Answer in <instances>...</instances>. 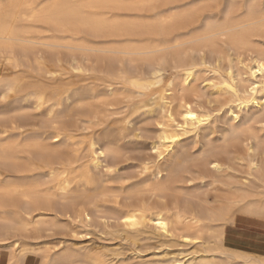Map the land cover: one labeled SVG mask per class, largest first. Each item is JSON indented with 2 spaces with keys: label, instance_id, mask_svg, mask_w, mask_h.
<instances>
[{
  "label": "bare ground",
  "instance_id": "bare-ground-1",
  "mask_svg": "<svg viewBox=\"0 0 264 264\" xmlns=\"http://www.w3.org/2000/svg\"><path fill=\"white\" fill-rule=\"evenodd\" d=\"M0 105V264H264V0H0Z\"/></svg>",
  "mask_w": 264,
  "mask_h": 264
},
{
  "label": "rangeland",
  "instance_id": "rangeland-1",
  "mask_svg": "<svg viewBox=\"0 0 264 264\" xmlns=\"http://www.w3.org/2000/svg\"><path fill=\"white\" fill-rule=\"evenodd\" d=\"M207 95H206V97L205 98H203V100L204 101H206L207 100ZM202 103H203V101H202ZM205 103V102H204ZM1 106V105H0ZM217 115H219L220 116V118H218L217 119V126H222V125H227L229 122H230V117H231V114H229V113H227L226 112V110L224 109L223 111H221L220 113H217ZM220 119V120H219ZM139 122H141V124L139 123ZM149 124V126L148 125H144V124ZM228 122V123H227ZM223 123H225V124H223ZM136 125H135V127H137V128H140V131L138 132V133H141V134H144L145 133V131H146V133L148 134H145L144 136L145 137H143L142 139L144 140H141V141H135V139H132L133 140V143H136V144H132V140H131V142H129V143H131L130 144V147L128 146L129 145V143H127L128 142V140L129 139H127L125 142V145H126V147H125V150H124V153H125V151L128 153V155H129V153H131V152H129L130 150H132V154H130V155H132V160H130V161H132V162H130L129 161V157L126 155L125 156V154H124V156L122 157V162L123 163H121V165H122V167L120 168V171L122 172V173H124L123 172V170H126L127 172H125V173H129V174H131V173H134L135 172V170L134 171H132V166H133V163L134 164H136V165H138V158L139 157H141V156H139V155H142V156H144V155H147V154H149V151H148V143H147V138H150L149 136H152L153 135V133H151V131L153 132L154 131V127H155V123H153V121H147V120H143V119H141V120H139V121H137L136 123H135ZM140 126V127H139ZM148 126V127H147ZM154 126V127H153ZM146 127V128H145ZM136 128V129H137ZM148 129V130H147ZM151 129V130H150ZM145 130V131H144ZM128 144V145H127ZM136 146V148L137 149H135L134 147ZM127 147H128V150H127ZM133 147V148H132ZM130 148H132V149H130ZM134 150H138L139 151V155L138 156H136L137 155V153H135V152H138V151H135L134 152ZM129 155V156H130ZM128 157V158H127ZM137 157V158H136ZM123 158H124V161H123ZM131 159V158H130ZM138 159V160H137ZM129 163H127V162ZM127 163V164H126ZM130 163H132V166L130 165ZM125 164H126V166L128 167H126L125 168ZM124 165V166H123ZM131 166V167H129V166ZM135 169H137L136 167H135V165L133 166ZM130 168H131V172L129 171L130 170ZM133 168V169H134ZM129 171V172H128ZM97 229L99 230L100 228L99 227H97ZM46 235H48L47 237H46ZM95 236V235H94ZM97 237H98V235H96ZM42 237H44V239H46L45 241H44V239L42 240V242L43 243H45V245H43L44 247H42V249L43 250H45L46 248H49V247H52L53 245H54V243H56L55 241H57L58 239L57 238H60L59 237V234H58V232H54V231H51V232H47V233H43V235H42ZM46 237V238H45ZM93 237V236H92ZM92 237H89L90 239H84V240H77L76 242H79V243H83V245H84V243H85V245H86V243H87V245H89V246H98V244L100 243V241L97 243L96 241L98 240V238L97 239H94V237L92 238ZM96 238V237H95ZM57 239V240H56ZM53 240V241H52ZM55 240V241H54ZM26 240H24V242H25ZM90 241V242H89ZM47 242V243H46ZM89 243V244H88ZM94 243V244H93ZM52 244V245H51ZM7 255H9V251L8 250H0V258H2V257H4V256H7Z\"/></svg>",
  "mask_w": 264,
  "mask_h": 264
}]
</instances>
